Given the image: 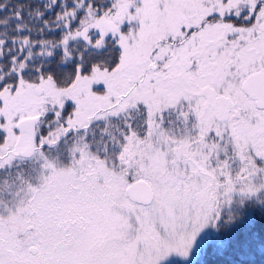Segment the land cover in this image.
I'll return each mask as SVG.
<instances>
[{
	"label": "snow or ice",
	"instance_id": "1",
	"mask_svg": "<svg viewBox=\"0 0 264 264\" xmlns=\"http://www.w3.org/2000/svg\"><path fill=\"white\" fill-rule=\"evenodd\" d=\"M0 264H264V0H0Z\"/></svg>",
	"mask_w": 264,
	"mask_h": 264
}]
</instances>
